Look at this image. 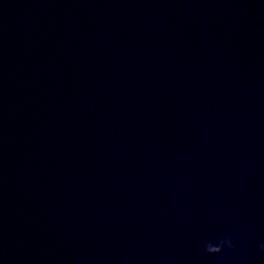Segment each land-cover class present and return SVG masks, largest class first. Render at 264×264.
<instances>
[{"label": "water", "instance_id": "obj_1", "mask_svg": "<svg viewBox=\"0 0 264 264\" xmlns=\"http://www.w3.org/2000/svg\"><path fill=\"white\" fill-rule=\"evenodd\" d=\"M258 238L264 0H0V264H264Z\"/></svg>", "mask_w": 264, "mask_h": 264}, {"label": "clouds", "instance_id": "obj_2", "mask_svg": "<svg viewBox=\"0 0 264 264\" xmlns=\"http://www.w3.org/2000/svg\"><path fill=\"white\" fill-rule=\"evenodd\" d=\"M257 245L258 252L264 254V238H258ZM225 246H227L228 249L235 248L232 238L228 235H222L208 239L206 242H204L203 249L208 254H217L223 252Z\"/></svg>", "mask_w": 264, "mask_h": 264}]
</instances>
